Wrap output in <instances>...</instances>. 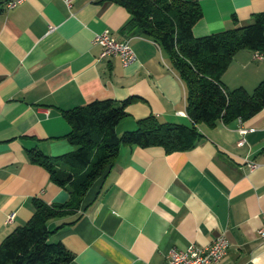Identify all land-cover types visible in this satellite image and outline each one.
I'll return each mask as SVG.
<instances>
[{
    "label": "crops",
    "instance_id": "1",
    "mask_svg": "<svg viewBox=\"0 0 264 264\" xmlns=\"http://www.w3.org/2000/svg\"><path fill=\"white\" fill-rule=\"evenodd\" d=\"M195 35L253 21L264 0H199ZM118 0H22L0 11V243L33 214V198L46 203L69 198L28 149L49 156L75 149L63 109L94 99L129 96L122 133L137 119L191 124L186 86L167 54L130 22ZM53 29H50V26ZM109 29L127 38L136 59L102 56L94 34ZM238 50L221 75L228 89H253L264 79V57ZM247 128L245 140L239 128ZM202 137L186 150L161 146L120 147L109 170L98 177L75 213L51 218L52 239L73 252L68 264H165L171 247L205 245L221 231L230 244L217 263L264 264V109L248 119L215 126L199 124ZM246 159L260 164L249 169ZM12 220L7 221L8 215Z\"/></svg>",
    "mask_w": 264,
    "mask_h": 264
},
{
    "label": "trees",
    "instance_id": "2",
    "mask_svg": "<svg viewBox=\"0 0 264 264\" xmlns=\"http://www.w3.org/2000/svg\"><path fill=\"white\" fill-rule=\"evenodd\" d=\"M130 12V24L154 40L167 54L171 66L186 86V112L192 123L160 121L154 114L137 119L136 126L122 133L116 125L127 115L129 96L121 102L113 98L94 99L63 109L70 125L65 138L75 149L55 156L39 147L28 149L30 160L43 166L50 179L66 187L64 202L46 203L34 197L33 214L17 225L0 243V264H68L73 252L60 239H52L51 218L75 214L87 190L113 164L120 147L161 146L166 152L194 147L202 133L198 125L215 126L241 117L248 119L264 109V79L252 91L244 87L228 89L221 75L234 54L243 48L264 53V12L252 22L203 35L193 26L202 17L199 0H118ZM4 3L0 0V11Z\"/></svg>",
    "mask_w": 264,
    "mask_h": 264
},
{
    "label": "built area",
    "instance_id": "3",
    "mask_svg": "<svg viewBox=\"0 0 264 264\" xmlns=\"http://www.w3.org/2000/svg\"><path fill=\"white\" fill-rule=\"evenodd\" d=\"M4 8H10L15 6L22 0H2ZM67 4L71 0H64ZM53 29V26H50ZM93 42L102 46L101 55H117L121 59L123 64H128L136 59V53L129 43L127 38L119 40L112 35L109 29H103L94 34ZM253 57L260 59L264 57V53L260 51H254ZM242 120L241 117H238ZM242 136L238 139L237 144L241 145L245 138L243 134L247 131V128H239ZM260 163L254 159L247 160L246 165L249 169L256 168ZM13 214H9L7 221L12 220ZM258 237L264 239V224L257 229ZM230 244L226 231H221L213 240L205 245H199L195 242H191L183 248L171 247L167 254V260L165 264H208L212 263L215 258H220L222 253H226Z\"/></svg>",
    "mask_w": 264,
    "mask_h": 264
},
{
    "label": "bare ground",
    "instance_id": "4",
    "mask_svg": "<svg viewBox=\"0 0 264 264\" xmlns=\"http://www.w3.org/2000/svg\"><path fill=\"white\" fill-rule=\"evenodd\" d=\"M224 254L225 253H222L220 258H215L212 263H217L223 257Z\"/></svg>",
    "mask_w": 264,
    "mask_h": 264
},
{
    "label": "rangeland",
    "instance_id": "5",
    "mask_svg": "<svg viewBox=\"0 0 264 264\" xmlns=\"http://www.w3.org/2000/svg\"><path fill=\"white\" fill-rule=\"evenodd\" d=\"M248 91H252V89H248Z\"/></svg>",
    "mask_w": 264,
    "mask_h": 264
}]
</instances>
